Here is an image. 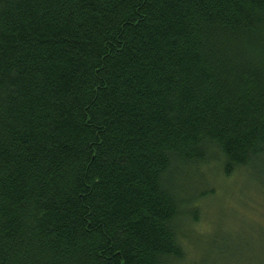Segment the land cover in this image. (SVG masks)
I'll use <instances>...</instances> for the list:
<instances>
[{"label":"trees","instance_id":"1","mask_svg":"<svg viewBox=\"0 0 264 264\" xmlns=\"http://www.w3.org/2000/svg\"><path fill=\"white\" fill-rule=\"evenodd\" d=\"M211 166L264 209V0H0V264L183 263Z\"/></svg>","mask_w":264,"mask_h":264},{"label":"rangeland","instance_id":"2","mask_svg":"<svg viewBox=\"0 0 264 264\" xmlns=\"http://www.w3.org/2000/svg\"><path fill=\"white\" fill-rule=\"evenodd\" d=\"M212 167H201L199 174L207 182L206 187L214 188L215 194L199 205L197 222L182 220L183 233L193 242L190 245L191 253L188 250L184 262L179 264H211L210 261L219 259L209 250L216 243L221 246L227 244L235 251L226 264H264V234L255 233L258 230L264 231V209H250L258 204L259 195L255 192V184L251 182L242 191V185L234 181L237 177L233 179V185L232 181L226 183L217 169L213 170L217 175H213L210 170ZM242 178L244 177H240V181ZM229 209L233 211L231 217L226 214ZM235 213L238 216L243 213L248 219L243 224V221L235 217ZM224 229H228L229 233L226 232L228 236L225 240ZM216 230L222 235L221 239L215 238ZM221 260L224 262V257Z\"/></svg>","mask_w":264,"mask_h":264}]
</instances>
